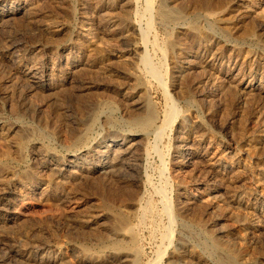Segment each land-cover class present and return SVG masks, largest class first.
<instances>
[{"label":"rangeland","instance_id":"obj_1","mask_svg":"<svg viewBox=\"0 0 264 264\" xmlns=\"http://www.w3.org/2000/svg\"><path fill=\"white\" fill-rule=\"evenodd\" d=\"M22 1L25 9L0 21V195L8 189L12 193L9 201L5 198L7 202L0 203V264H60V261H41L38 248L48 245L53 246L49 254L63 249L61 264H127L112 261L115 250L106 245L114 238L110 231L118 226L117 218L124 215L127 225L138 229L137 264H166L167 251L175 248L176 239L184 237L183 233L187 242L204 239L197 227L186 232L180 223L171 224L165 212L167 200L174 209L179 197L174 171L190 190L199 189L197 183L202 175L217 184L213 193L210 190L201 199L182 197L188 207V214L180 216L183 222L201 221L205 230L213 232L221 228L234 235L232 240H240L237 234L252 229L251 222L246 220L251 214L253 224L256 222L252 242L255 245L256 241L257 245L249 247V251L261 257L264 215L253 207L235 203L232 195L247 190L244 194L250 197L248 187L253 186L256 181L253 179L260 178L264 170V142L263 149L254 147L264 133V25L261 23L264 0H242L244 5L239 0H170L187 16L173 22L161 18L162 21L157 12L148 10L145 0ZM154 1L153 5L158 7L161 0ZM239 8L253 10L256 17L247 15L238 19L235 12ZM129 22L134 28H128ZM175 44L188 45L191 49L193 63L184 64L183 73L176 67L185 58ZM62 54L77 55L85 62L68 69ZM143 54L149 55L154 65H161L159 72L162 71L176 114L162 131L163 137L150 135L139 145L141 150L136 157L143 153V161L134 173L137 184L131 181L130 172L107 173L96 164L98 159L94 156H88V160L71 170L76 175L55 182V170L49 168L50 164L76 155L79 136H86L87 144H98L105 138L121 139L132 131L127 122L137 112L140 99L148 97L152 102L158 112V125L168 120L171 101L157 80H148L145 65L139 59ZM37 63L41 67L50 65L54 70L45 84H36L29 75ZM139 82L150 85L147 96L135 90ZM246 83L255 86L250 91L244 90L242 85ZM88 127L90 133L86 132ZM248 142L253 146L244 154ZM180 145L196 150L186 161L188 164L182 165L187 157L179 153ZM216 147L229 159L246 164L245 168L241 167L240 171L236 168L238 172L212 173L207 160L214 156ZM39 174L44 179L34 187L33 181ZM44 186L46 189H42ZM200 187L205 188L203 183ZM26 191L30 192L27 198L23 197ZM257 196L264 204V189ZM226 200L229 208H220L221 204H227ZM198 231L203 235L199 236ZM77 245L84 248L81 253ZM85 255L98 261H83ZM156 260L160 261L156 263Z\"/></svg>","mask_w":264,"mask_h":264},{"label":"bare ground","instance_id":"obj_2","mask_svg":"<svg viewBox=\"0 0 264 264\" xmlns=\"http://www.w3.org/2000/svg\"><path fill=\"white\" fill-rule=\"evenodd\" d=\"M125 1V0H124ZM127 1V0H126ZM125 1V2H126ZM131 1V0H130ZM129 1V2H130ZM147 1V4H148V10L150 11H155L157 12L158 16H160V19L162 18L164 21H168V22H173V21H176L178 19H182V18H185L187 17L186 16V13H183L182 11H180L179 9L175 8L176 6L172 5V3L170 2V0H161L159 2L158 7L157 6H154L153 4L156 3L154 0H145V2ZM154 1V2H153ZM159 1V0H158ZM183 1V0H182ZM137 2V0H136ZM177 3V1H175ZM235 2V1H234ZM239 3L243 4L244 2L242 0H239L238 1ZM237 2V3H238ZM246 2V1H245ZM26 3V2H25ZM82 3V2H81ZM124 3V2H123ZM122 3V4H123ZM182 3V2H181ZM134 4V3H133ZM178 4V3H177ZM229 4V3H228ZM240 4V5H241ZM28 5V4H27ZM244 5V4H243ZM84 6V5H83ZM114 6V5H113ZM121 6V5H120ZM154 6V7H152ZM26 5L24 4V2L21 0H18V1H15V0H9V1H4V0H0V21H3V19L7 16H11V15H14V13H16L17 11H20V10H23L25 9ZM111 7V6H110ZM225 7V6H224ZM247 7V6H246ZM245 7V8H246ZM227 8V6H226ZM237 8V7H235ZM234 8V9H235ZM250 8V7H248ZM27 9V8H26ZM127 9V8H125ZM132 9V8H131ZM134 9V7H133ZM244 9V8H243ZM247 9V8H246ZM137 9H135L136 11ZM84 11V10H83ZM129 11H131L129 9ZM189 11V10H188ZM107 12V11H106ZM125 12V11H124ZM127 12V11H126ZM125 12V13H126ZM132 12V11H131ZM149 12V11H148ZM257 12V11H256ZM190 13V11H189ZM194 13V12H193ZM201 13V12H200ZM199 13V14H200ZM210 14V12H208ZM206 13V14H208ZM212 13V12H211ZM217 13V11H216ZM236 14V17H238V19L240 18H243L247 15H250V16H254L255 15V12L253 10H241L240 8L236 10L235 12ZM135 14V13H134ZM141 14V12H140ZM156 14V13H155ZM195 14V13H194ZM193 14V15H194ZM138 15V13H137ZM188 15V14H187ZM211 15V14H210ZM209 15V16H210ZM215 15V14H214ZM234 15V16H235ZM197 16V15H196ZM208 16V15H207ZM233 16V18H234ZM202 17V15H201ZM211 17V16H210ZM256 17V16H254ZM259 16H257L258 18ZM125 18V17H124ZM135 18V17H134ZM200 18V17H199ZM11 19V18H10ZM161 19V20H162ZM208 19V18H207ZM87 20V19H86ZM162 20V21H163ZM195 20V19H194ZM110 21V20H109ZM188 21V20H187ZM212 21V20H211ZM216 21V19H215ZM114 22V21H113ZM179 22V21H178ZM202 23V22H201ZM215 23V22H214ZM213 23V24H214ZM261 23L262 25H264V16H262L261 18ZM113 24V23H112ZM117 24V23H116ZM119 24V22H118ZM117 24V25H118ZM148 24V22H147ZM151 24V23H150ZM115 25V26H117ZM128 28H134L133 26V23L132 22H129L128 24ZM122 26V25H121ZM120 26V27H121ZM138 26V25H137ZM148 26V25H147ZM195 27L198 26V24H194ZM212 26V25H210ZM215 26V24H214ZM139 27V26H138ZM137 27V28H138ZM227 27V26H226ZM87 29V33H90L89 32V27H86ZM116 28V27H114ZM141 28V27H140ZM210 28V27H209ZM91 30V29H90ZM136 30V29H135ZM138 30V29H137ZM124 31V30H123ZM128 31V30H127ZM150 31V30H149ZM131 32V31H130ZM142 32V30H141ZM125 33V32H124ZM137 33V32H136ZM143 33V32H142ZM141 33V35H142ZM93 34V33H92ZM129 34V33H128ZM127 34V35H128ZM133 34V32H132ZM131 34V35H132ZM203 34V33H202ZM138 35V34H137ZM140 35V34H139ZM122 36V35H121ZM126 36V35H125ZM124 36V38H126ZM129 36V35H128ZM127 36V37H128ZM85 37H89V34H86ZM92 37V35H91ZM119 37H120V34H119ZM123 37V36H122ZM142 39H143V36H141ZM93 38V37H92ZM146 38V37H145ZM90 39V37H89ZM128 40H129V37H128ZM140 40V39H139ZM16 41V40H15ZM133 41V40H132ZM144 41V40H143ZM14 42V40H13ZM143 43V42H142ZM134 44V43H132ZM15 45V44H14ZM183 45V44H182ZM12 46V45H11ZM175 48L180 51L183 55V57L185 58V60L183 61L182 60V63H179V66L176 67V69L178 68L179 72L180 73H183L185 72V65L184 64H191L193 63L192 60H191V49L187 46H181V45H174ZM10 47V46H9ZM96 47V46H95ZM139 47V46H138ZM163 48V47H162ZM16 49V48H14ZM97 49V48H96ZM164 50V49H163ZM7 51V50H6ZM98 51V50H97ZM134 51V50H133ZM166 51V50H165ZM91 52V51H90ZM76 53V52H75ZM145 53V52H144ZM135 54V53H134ZM147 54V53H146ZM146 54L143 56H141L139 59L141 60V62L143 63L142 65L144 66L145 65V69H146V73L147 74V77H148V80L149 79H154V80H157L158 82V85L161 86V88H163L165 91V94L166 96L168 97V101L170 100L171 101V109L168 113V116H167V121H165V123H163L162 125H158V118L157 117V113L155 111V107H153V104L152 102L149 100L148 97L144 98V99H140L142 101H138V103L136 104V109H137V112L132 115L130 117V119L128 120L127 123H129V125L133 128L132 131L126 133L125 135L122 136L121 139H110V140H107L106 138L99 141L98 144H87L85 143V140H86V136H82L80 138V141L76 143V155H73V156H69L67 159L65 160H62V161H56L52 164H50V167L52 170L54 169V171H52V174L54 172V178L56 180H54L55 182L59 179L61 180L62 178L63 179H69L72 177V175H76L75 174H72L73 171H71L72 169L74 168H78V165L80 163H84L85 160H88L87 157L88 156H94L96 157L98 160V162L96 163L97 165L101 166L102 169H105L107 173H116L117 171H122L124 170L125 172H130L129 174H131V181H134L135 185L137 184V179H135V175L134 173H136L137 171V168L139 167L140 165V162L143 161V153L140 154L138 156V158L136 157L137 155V152L138 150L140 151L141 149H139V145H141V143H143L144 139L148 138L150 135H154L156 138H160L161 133H163L162 131H164V129L167 128V126L169 124H171L173 122V120L175 119V114H176V111H175V104L173 102V100H171L170 98V93H169V90L168 88L166 87V81L164 80V78H162V74L161 72H159V70L161 69V65L158 66L157 64L154 65L152 63V61L149 59V55L146 56ZM163 54H165L163 52ZM138 55V53H137ZM62 60H65L66 62V65H68V69H73L74 67H77L81 64H84V62H82L83 60L79 59V57H77V55H60ZM38 57V56H37ZM95 57V56H94ZM136 57V56H135ZM38 59V58H37ZM37 59L35 61H37ZM42 59V58H41ZM182 59V58H181ZM95 60V59H94ZM39 62V61H37ZM121 62V61H120ZM40 63V62H39ZM47 63V62H46ZM32 64V63H31ZM35 64V62H34ZM33 64V65H34ZM86 64H89V62H86ZM32 66V65H31ZM53 66V65H52ZM163 66V65H162ZM187 66V65H186ZM191 66V65H190ZM30 67V66H29ZM33 68V69H32ZM127 69V68H126ZM131 70V69H130ZM128 70V71H130ZM134 70V69H133ZM132 70V72H133ZM250 70V69H249ZM29 75L31 78H33L36 82V84H45L46 81L49 80V77L50 75L52 74V71L53 68L50 66V65H43L42 67L40 65H38L37 63V66L34 65V67L32 66L31 67V70H29ZM76 71V70H75ZM144 70H142L141 72H143ZM27 74V73H26ZM107 75V74H106ZM182 75V74H181ZM179 76V75H178ZM177 76V77H178ZM180 77V76H179ZM30 78V79H31ZM175 79V78H174ZM145 80V79H144ZM33 81V80H32ZM147 81V79H146ZM50 82V81H49ZM135 82V80H134ZM251 82V81H250ZM259 82V81H258ZM34 83V82H33ZM51 84V83H50ZM132 84V83H131ZM174 84V83H173ZM257 84V83H256ZM130 85V84H129ZM133 85V84H132ZM131 85V87H132ZM149 85V84H148ZM147 83L145 82H139L136 86H135V90H138L139 92L141 93H145L146 96L148 95V92H149V87H148ZM263 85V84H262ZM41 86V85H40ZM150 86V85H149ZM200 86V85H199ZM255 85L254 84H247L246 85H242L243 89H251L253 88ZM52 88V87H51ZM133 88V87H132ZM129 90V89H128ZM126 90V91H128ZM131 90V89H130ZM250 91V90H249ZM129 92V91H128ZM127 92V94H128ZM241 92V91H240ZM55 93V91H54ZM95 93V92H94ZM125 93V92H124ZM182 93V92H181ZM140 94V93H139ZM131 95V94H130ZM133 95V93H132ZM142 95V94H140ZM151 95V94H150ZM123 96V95H122ZM127 96V95H126ZM137 97V96H136ZM141 98V97H140ZM136 99V98H135ZM184 99V98H183ZM188 102V101H187ZM109 105V104H108ZM111 106V105H110ZM115 106V105H113ZM96 108V106H95ZM104 108V107H103ZM111 108V107H110ZM169 108V107H168ZM135 109V110H136ZM134 110V109H133ZM157 110V109H156ZM166 110V109H165ZM113 111V110H112ZM100 112V111H99ZM167 112V111H166ZM103 113V112H102ZM127 113V112H126ZM113 114V113H112ZM103 116V115H102ZM108 117V116H107ZM128 117V116H127ZM105 118L101 119V120H104ZM107 119V118H106ZM112 120V118H111ZM115 120V119H113ZM98 121V120H97ZM108 121V120H107ZM118 121V120H117ZM124 121V119L122 120ZM103 122V121H102ZM126 122V121H125ZM124 122V123H125ZM164 122V121H163ZM184 124V123H183ZM111 125V124H110ZM117 125V124H116ZM181 126H184V125H181ZM179 126V127H181ZM90 127H92L90 125ZM90 127H88L86 129V132L90 133ZM112 126H110L111 128ZM129 127V126H127ZM10 128V126H9ZM178 128V127H177ZM127 128H125L126 130ZM178 129H182V128H178ZM184 129V128H183ZM182 129V130H183ZM28 130V129H27ZM117 130V129H116ZM123 130V129H122ZM30 131V130H29ZM179 132H182L179 130ZM42 133V132H41ZM86 133V134H88ZM204 133V132H203ZM85 134V135H86ZM90 135V134H89ZM261 135V134H260ZM259 135V136H260ZM117 136V135H116ZM179 136V135H178ZM181 136V134H180ZM105 137V136H104ZM163 137V136H162ZM175 137V136H174ZM184 137V136H183ZM203 137V136H202ZM89 138V137H88ZM109 138V137H108ZM205 138V137H204ZM249 138V137H248ZM90 140V138H89ZM211 140V139H210ZM213 140V139H212ZM251 140V139H250ZM142 141V142H141ZM257 141V140H256ZM263 142H264V133L263 135L260 137V139L257 141L256 144H254V147H262L263 145ZM89 143V141H88ZM92 143V141H91ZM204 145V144H203ZM208 145V144H207ZM75 146V145H74ZM146 146V145H145ZM210 146V144H209ZM212 146V145H211ZM249 146V147H248ZM250 146H253L251 145L249 142L247 143V147L245 149L244 154L248 153L249 151H251V147ZM23 147V145H22ZM181 147V145H180ZM208 147V146H207ZM252 147V148H254ZM245 148V147H244ZM73 149V148H72ZM153 149V148H152ZM197 149V148H196ZM263 149V147H262ZM74 150V149H73ZM148 150V148H147ZM193 147L192 146H189V145H183L181 147V150H180V154L183 156H186L187 157V160H185V162L182 164H188L186 163V161H189L191 158L190 156L193 155V153L196 151H193ZM210 150V149H209ZM216 150V151H215ZM213 152H214V156L213 157H210L209 160V169L211 170L212 169V173L214 172H221L222 170L223 171H234V170H237L239 168V171H240V168L241 167H244L246 166V164H241L240 162L241 161H235L234 159H229L227 156H225L223 154V151L221 150V148L219 147H216ZM244 150V149H243ZM256 150V149H255ZM254 150V151H255ZM204 151V150H203ZM206 153V151H204ZM208 152V150H207ZM257 152V151H256ZM255 152V153H256ZM262 152V151H261ZM259 152V154L261 153ZM71 153V152H70ZM140 153V152H139ZM196 153V152H195ZM263 153V152H262ZM74 154V153H73ZM147 154V153H146ZM176 154V153H175ZM207 154V153H206ZM251 154V152H250ZM258 154V155H259ZM252 155V154H251ZM256 155V154H254ZM209 156V155H208ZM229 156V155H228ZM205 158V156H203ZM237 157V156H236ZM146 158V156H145ZM177 158V157H176ZM208 158V157H207ZM57 159V158H56ZM182 159V158H181ZM184 159V158H183ZM90 160V159H89ZM132 160V161H130ZM206 160V158H205ZM50 161V160H49ZM183 161V160H182ZM91 162V161H90ZM90 162L87 166L90 165ZM94 162V161H93ZM174 162V161H173ZM181 162V161H180ZM46 164V163H45ZM208 165V163H207ZM46 166V165H45ZM49 166V165H48ZM81 167V166H80ZM92 167V166H90ZM89 167V168H90ZM183 167V166H182ZM237 168V169H236ZM243 168V169H244ZM84 169V168H83ZM92 169V168H91ZM172 169V168H171ZM178 169V168H177ZM182 169V168H181ZM263 169V168H262ZM183 170V169H182ZM50 171V170H49ZM48 171V172H49ZM116 171V172H114ZM139 171V170H138ZM172 171V170H171ZM84 172V171H83ZM181 172V171H180ZM238 172V170L236 171ZM78 173V172H77ZM82 173V172H81ZM48 174V173H47ZM46 174V175H47ZM50 174V172H49ZM48 174V175H49ZM205 174V173H204ZM41 174H39V176H36L35 177V183H33L34 187H36L38 185V182H40L41 180H43L44 178L42 176H40ZM108 175V174H107ZM112 175V174H111ZM114 175V174H113ZM126 174H124L125 176ZM78 176V175H77ZM87 176V174L85 175ZM90 176V175H89ZM123 176V177H124ZM208 176V175H207ZM44 177H46L44 175ZM53 177V176H52ZM51 177V178H52ZM79 177V176H78ZM137 177V176H136ZM174 177L175 179L178 180V184L179 185V197H178V200L176 201V204L174 205V209H172L171 207V202L169 200H167L166 202V207H165V212H167V214L169 215L168 217L170 218V221H171V224H174V221H176L177 223H180V225H182V229L185 230L186 232H190L192 230L190 229H193V227H197L201 230V232L204 234V239H197V240H192V242H187L185 239L187 238V236H185V234L183 233L184 237H186L184 239V237H179L176 239V245H175V248L171 251H167L166 248L165 250L167 251V263L168 264H264V253H262L261 257L257 256L255 257V255L253 253H251L249 251V247H256V241H255V245H253V242H252V239L254 237L253 236V228H254V224H256V222L253 224L252 222V219H251V214H250V219H246L248 223L252 224V228L251 230H246L247 232H240L239 234H237L236 236L239 235V238L240 240H232L231 239V234L229 232H223L221 231L220 229L216 230V231H213V232H210L208 230H205V227L204 225L201 223V221H193V223H190V221H184L181 219L180 216H186L188 213V207L186 206L184 200H182V197H185L186 195H188V197L191 199V200H195V199H201V196H205L206 194H208V192H210L211 190V193H213L216 189L215 187H217V184L215 183V180L214 182L211 181L210 179L208 180L207 177L204 175H202L199 180H198V183L197 184H200V186H202V183L204 184V190L202 191L199 186V189H194L192 188V190H190V188L185 184L184 182V179L181 177V175H179V173H176L174 171ZM50 178V176L48 177ZM85 178V177H84ZM78 179V178H77ZM80 179V178H79ZM174 179V180H175ZM48 180V179H47ZM52 180V179H51ZM75 180V179H74ZM124 180V179H123ZM130 180V178H129ZM253 180H256L254 181V183L252 184L253 186H250L248 187L249 188V195H251L250 197H247L244 193L248 191L247 190H240V191H236V193L234 192L232 195V201H234L235 203L239 204L240 206H245V207H253V209H256V211L258 213H261V215H264V204L260 203L259 201V197L257 196V193H261V191L264 189V170L263 172L261 173V176L260 178L258 179H253ZM53 181V180H52ZM63 181V180H62ZM72 181V180H70ZM48 182V181H47ZM59 182V181H58ZM127 182V181H125ZM54 183V182H53ZM61 183V182H60ZM75 183V182H74ZM46 184V183H45ZM56 184V183H55ZM58 184V183H57ZM64 184V183H63ZM67 184H69V182H67ZM107 184V183H106ZM132 184V183H131ZM49 185V184H48ZM51 185V184H50ZM59 185V184H58ZM129 185V184H128ZM176 185V184H175ZM47 186V184H46ZM54 185H52L53 187ZM41 187V186H40ZM51 187V186H50ZM55 187V186H54ZM59 188V187H58ZM245 188V187H244ZM247 188V187H246ZM245 188V189H246ZM247 188V189H248ZM35 189V188H34ZM42 189H46V187L44 186V188ZM50 189V188H48ZM53 189V188H52ZM51 189V190H52ZM33 190V189H32ZM23 191V190H22ZM41 191V190H40ZM139 191V190H138ZM34 192V191H33ZM36 192V191H35ZM43 192V191H42ZM30 192L26 191L25 194L23 195V197L27 198L29 197V194ZM57 193V192H56ZM61 193V192H60ZM67 193V192H66ZM138 193V192H137ZM166 193V192H165ZM210 193V194H211ZM48 194V193H47ZM12 195L11 191H6L3 195H0V203L2 202H7V201H4L5 198H10ZM15 195V194H14ZM128 195V193L126 194ZM131 195V194H130ZM222 195V194H221ZM229 195V194H228ZM19 196V195H18ZM133 196V195H132ZM135 196V195H134ZM213 196V195H212ZM66 197V196H65ZM128 197V196H127ZM141 197V196H140ZM143 197V196H142ZM215 198L218 197L216 194L214 196ZM213 197V198H214ZM136 198V197H135ZM165 198V197H164ZM163 198V199H164ZM230 198V197H229ZM129 199V198H128ZM162 199V200H163ZM167 199V197L165 198ZM177 199V198H176ZM212 199V198H211ZM210 199V201H211ZM218 199V198H216ZM131 200V199H130ZM209 199H207L208 201ZM220 200H224V199H220ZM9 201V199H8ZM15 201V200H14ZM140 201V199H139ZM205 200V203L207 202ZM209 201V202H210ZM218 201V200H217ZM215 201V204L216 202ZM229 201V199H228ZM228 201H224V202H227V204H219L221 207L220 208H229V205H228ZM231 201V200H230ZM189 202V201H188ZM191 202V201H190ZM214 202V201H213ZM221 202V201H220ZM148 203V202H147ZM200 204V202H197ZM218 203V202H217ZM7 204V203H6ZM212 204V203H211ZM203 205V204H202ZM210 205V204H209ZM238 205V206H239ZM140 206V205H139ZM212 206V205H210ZM231 206V205H230ZM237 206V207H238ZM133 207V206H132ZM136 207V206H135ZM145 207V206H143ZM142 207L143 211H142V215L144 214V208ZM219 207V206H218ZM134 208V207H133ZM235 208V207H234ZM140 209V208H139ZM150 209V208H149ZM219 209V208H218ZM240 209V208H239ZM252 209V210H253ZM115 210V209H114ZM147 210V209H145ZM112 211V210H111ZM220 211V210H219ZM227 211V210H226ZM251 211V210H249ZM140 212V211H139ZM138 212V213H139ZM149 212V211H148ZM132 213V212H131ZM219 213V212H218ZM114 214V213H112ZM134 214V213H133ZM232 214V213H231ZM245 214V213H244ZM253 214V213H252ZM256 214V213H255ZM119 214H117L118 216ZM131 215V214H130ZM193 215V214H192ZM218 215V214H217ZM238 215V214H236ZM249 215V213H248ZM258 215V214H257ZM103 216V215H102ZM111 216V215H110ZM113 216V215H112ZM132 216V215H131ZM141 216V215H139ZM212 216V215H211ZM244 216V215H243ZM254 216V215H253ZM99 217V216H98ZM120 217V216H119ZM218 217V216H216ZM234 217V216H233ZM239 217V216H238ZM245 217L249 218V216L245 215ZM134 218V217H133ZM142 218V217H141ZM198 218V217H197ZM213 218V217H212ZM256 218V216H255ZM112 219V218H110ZM191 219V218H190ZM201 219V218H200ZM245 219V218H244ZM118 220V226L116 228H113L110 232H112L111 234H114V238H112L111 241H108L106 243V245L108 244V247L114 249V254L111 256L112 258V261H118V262H122V263H127V264H137L138 260L140 259L139 256H140V249H139V237H138V234L134 227H129L127 225V219L124 216L120 217L119 219L117 218ZM139 220V218L137 219ZM141 220V219H140ZM206 220V219H205ZM204 220V221H205ZM209 220V219H208ZM263 220V219H262ZM116 221V220H115ZM245 221V220H244ZM261 221V220H260ZM213 222V221H212ZM246 222V221H245ZM115 222H113L114 224ZM169 223V222H168ZM260 223V222H259ZM116 224V223H115ZM140 224V223H139ZM246 225V223H244ZM206 225V224H205ZM212 225V224H211ZM244 225V226H245ZM264 225V223H263ZM109 226V225H108ZM113 226V225H112ZM111 226V227H112ZM170 226V225H169ZM216 226V225H215ZM138 227V225H137ZM172 227V226H171ZM210 227H213V226H210ZM258 227V226H257ZM216 228V227H215ZM43 229V228H42ZM110 229V228H109ZM213 229V228H212ZM224 229V228H223ZM98 230V229H97ZM173 230V229H172ZM245 230V229H244ZM212 231V230H211ZM173 232V231H172ZM200 232V235H199V231H198V235L201 236V233ZM250 232V233H249ZM171 233V231H170ZM194 233V231H193ZM202 234V235H203ZM258 234V233H257ZM108 235H110L108 233ZM179 235V233L177 234ZM190 235V234H189ZM195 235V234H194ZM170 238L172 236V234L168 235ZM234 236V235H233ZM232 236V237H233ZM56 237V236H54ZM107 238V237H106ZM173 238V237H172ZM234 238V237H233ZM168 239V238H167ZM255 239V238H254ZM189 240V239H187ZM257 240V239H256ZM102 241V240H101ZM50 242V241H49ZM102 243H105V242H102ZM34 245V244H33ZM37 245V244H36ZM60 245V244H59ZM44 246V245H43ZM55 246V245H54ZM57 246V245H56ZM75 246V245H74ZM39 247V246H37ZM37 247L35 248V251L37 250ZM53 246L51 245H48V247H40L38 248L39 250V254H41L40 256V259L41 261H51V262H55L57 263L58 261H60L61 263H63L61 261V259H64V252H63V249L61 248H58V250L55 251L54 249V254H49V252L51 251V248ZM78 250H80V253L81 251L84 250L83 247L81 246H78ZM25 248V247H23ZM29 248V247H28ZM105 248V247H104ZM109 248V249H110ZM12 249V248H11ZM68 249V248H66ZM87 249V248H85ZM108 249V248H107ZM253 249V248H252ZM24 250V249H23ZM106 250V249H104ZM254 250V249H253ZM258 250V249H257ZM22 251V250H21ZM29 251V250H28ZM87 251V250H86ZM85 251V252H86ZM108 251V250H107ZM252 251V250H251ZM262 251V250H261ZM19 252H20V248H19ZM31 252V250H30ZM84 252V253H85ZM106 253V251H104ZM264 252V250H263ZM112 253V252H111ZM166 252H164L165 254ZM16 254L18 255V253L16 252ZM78 254V253H77ZM101 254V253H100ZM163 254V253H161ZM163 254V255H164ZM253 254V255H252ZM260 254V253H259ZM27 255V254H26ZM81 255V254H80ZM104 255V254H102ZM258 255V254H257ZM24 256V255H23ZM28 256V255H27ZM30 256V255H29ZM68 256V255H67ZM83 256V255H82ZM86 260H83V261H87L89 263H92V262H96L98 261L97 258H94L93 256L91 255H85ZM84 256V257H85ZM95 256V255H94ZM165 256V257H166ZM97 257V255H96ZM103 257V256H102ZM109 257V256H108ZM162 256H160L161 258ZM67 258V257H66ZM105 258V257H103ZM26 259V257H25ZM34 260V259H33ZM154 260V259H153ZM40 261V263H41ZM160 261V260H159ZM156 260V263L159 262ZM39 262V261H38ZM48 262V263H49ZM66 262V261H65ZM109 262V260L107 261ZM3 263V262H1ZM60 263V264H61ZM100 263V262H99ZM166 263V264H167ZM5 264V263H4ZM54 264V263H52ZM66 264V263H65ZM119 264V263H118ZM155 264V263H153Z\"/></svg>","mask_w":264,"mask_h":264}]
</instances>
